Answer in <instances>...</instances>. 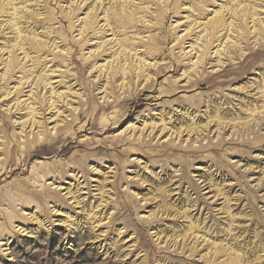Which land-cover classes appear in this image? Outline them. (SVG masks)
Here are the masks:
<instances>
[{"label":"rangeland","instance_id":"rangeland-1","mask_svg":"<svg viewBox=\"0 0 264 264\" xmlns=\"http://www.w3.org/2000/svg\"><path fill=\"white\" fill-rule=\"evenodd\" d=\"M0 264H264V0H0Z\"/></svg>","mask_w":264,"mask_h":264}]
</instances>
